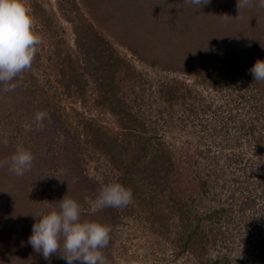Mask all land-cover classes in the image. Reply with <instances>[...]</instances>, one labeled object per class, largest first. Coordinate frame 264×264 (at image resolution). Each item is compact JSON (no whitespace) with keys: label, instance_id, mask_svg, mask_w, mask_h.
Listing matches in <instances>:
<instances>
[{"label":"rangeland","instance_id":"1","mask_svg":"<svg viewBox=\"0 0 264 264\" xmlns=\"http://www.w3.org/2000/svg\"><path fill=\"white\" fill-rule=\"evenodd\" d=\"M120 1L25 0L42 43L15 91L0 85V141L8 142L0 143V161L18 144L34 160L19 177L0 166V264H67L59 254L46 261L28 243L34 215L58 208L65 195L79 203L81 219L110 226L102 249L110 264H249L264 256V82L250 72L264 60V41L245 36L252 25L264 33V8L226 2L224 15L216 9L197 17L195 29L211 28L214 19L222 25L220 50L202 61L185 45H166L169 37L140 25L136 13L125 15L131 6ZM246 21L252 25L242 37ZM84 23L126 64L114 72L113 99L85 58L97 50L78 47L76 28ZM68 61L79 78L63 75ZM41 110L50 121L37 130ZM114 140L118 162L137 161L127 182L111 160ZM110 182L131 188L133 202L97 209ZM188 240L203 241L205 255L183 250Z\"/></svg>","mask_w":264,"mask_h":264},{"label":"clouds","instance_id":"2","mask_svg":"<svg viewBox=\"0 0 264 264\" xmlns=\"http://www.w3.org/2000/svg\"><path fill=\"white\" fill-rule=\"evenodd\" d=\"M185 4L199 9L210 0H183ZM264 8V0H237L238 10L251 6ZM227 17V15H225ZM42 38L35 30V18L25 0H0V85L5 93L15 91L22 79V73L32 68L37 46ZM255 82H264V60H257L250 69ZM50 121V114L41 110L34 114L37 130L45 127L44 121ZM5 147L7 140L0 141ZM34 155L21 144L16 146L10 158L0 161L10 173L23 176L31 171ZM133 202L131 188L119 182L103 185L94 201L97 209L106 207L123 208ZM37 222L32 225V234L28 243L33 250L49 261L54 254L66 260L67 264H110L102 249L110 242V226L81 219L79 203L64 196L54 208L46 214L34 215ZM127 264H136L129 261Z\"/></svg>","mask_w":264,"mask_h":264},{"label":"trees","instance_id":"3","mask_svg":"<svg viewBox=\"0 0 264 264\" xmlns=\"http://www.w3.org/2000/svg\"><path fill=\"white\" fill-rule=\"evenodd\" d=\"M122 1H124L126 4L128 3V5L131 6V7H126L122 5V7H126L128 11L126 12L123 10L125 15L131 17L136 13L137 17L140 18L138 19L140 21L139 23L140 25H144V26L147 25L148 27L154 25L158 30L160 29V32H163L164 39L169 37L168 39L164 40V43L166 45L167 44H171V46H176L177 44H179V46L185 45L189 49V51L193 52L194 55L200 54L202 61H204V59L209 60L211 55H213V53L209 51H212V49H219V47H217L218 45L217 43L221 42L222 25H221V21L219 23L217 20L214 19V22L211 23L212 24L211 28L204 27L203 29H201L200 27H197L198 29L197 30L194 28V26H196L194 25L196 22L195 21L196 18L203 15L207 16L208 14L213 15L216 9H218L217 12L223 10V15H224V3L227 4L226 2H229L231 5L237 6V2L233 0H210L208 4L202 5L199 9L197 8V6L191 4H185L183 0H122ZM118 2L121 3L120 0H118ZM34 8H35V12L39 13V16L42 18L43 21L44 19L43 17L46 15L44 14V9L39 7L37 3L34 4ZM255 8L256 7H253L252 9ZM119 9H121V7H119ZM235 10H234V17L232 16L233 18H235L238 15V14L235 15ZM220 17H221L220 15H217L216 19H219ZM225 20H226L225 21L226 24H228L229 19L227 20L225 17ZM47 21H49V18H45L44 20L45 25L50 26V24ZM229 24H230V20H229ZM239 24L241 25L240 28L245 27V31H242L243 33L242 37H244V32H247L248 27H250L252 23L251 22L248 23L246 21L245 25L242 22H240ZM93 32H94L93 27L90 24L86 25L84 23L80 25L78 28H76V34L78 37L77 38L78 47L80 51H82L83 53H86V51L88 52V50L93 51L92 47H94L97 50V53L94 52L93 54H90V55H94V57L89 58V54H88V57L85 56V58L88 64L90 65V67H93V73L95 75L97 74L98 75L97 77L101 79L100 81L101 85L105 86L103 91L105 96L113 99L114 97H116V93L112 89L114 72L117 69L124 68L126 64L124 60L121 59L118 56V54H116V51L113 49V46L109 43V41L105 40L102 37L96 36ZM263 34L261 32L259 33L255 25H252V30L249 33L250 36H245V39L247 40L250 37L252 39L253 35H255V36H259L257 41L261 40L262 42L264 41L262 39ZM182 37H185V39H183ZM235 37L240 38V36L238 35L237 36L234 35V38ZM90 42L91 45L88 44ZM86 44L89 45L91 48H89ZM143 44L144 42H142V45ZM135 51L143 59H149V57H151L152 58L151 63L152 64L156 63L155 58H153L151 55H148L147 53L142 54L137 50ZM166 56H170V55H166ZM62 58L64 60V57ZM74 64L75 63L71 61H68L67 65L65 64V62H62L63 75L67 74L66 72L67 70L72 74L73 78L75 79L79 78L78 69H76L77 67L74 66ZM225 76H228V74L226 73ZM132 123H134V121ZM114 142L116 143V145L114 144L113 149L110 150L111 160L115 164L116 168L122 171L124 177L123 180L126 181V177H128V175L131 173L132 167H134L133 164L137 163V161H135L133 158L129 162V165L124 167L122 162H118V161H122L121 157L118 158L116 157V154L121 152V146L117 144L116 140H114ZM117 146L119 149H117ZM154 157L157 156H153V158ZM138 158L140 157L135 156V159ZM193 243H191V240H188L184 244L183 250L191 248L194 253L198 251L201 254L205 255V251L203 249L205 248L204 242L199 240ZM249 264H264V256L256 255L254 258H252V261Z\"/></svg>","mask_w":264,"mask_h":264}]
</instances>
